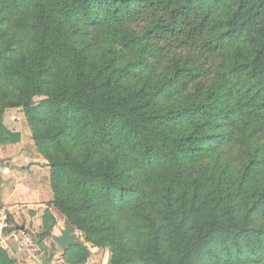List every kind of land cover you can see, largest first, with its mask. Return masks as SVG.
<instances>
[{"label": "trees", "instance_id": "obj_1", "mask_svg": "<svg viewBox=\"0 0 264 264\" xmlns=\"http://www.w3.org/2000/svg\"><path fill=\"white\" fill-rule=\"evenodd\" d=\"M9 109L46 236L55 207L110 264H264V0H0V148Z\"/></svg>", "mask_w": 264, "mask_h": 264}, {"label": "rangeland", "instance_id": "obj_2", "mask_svg": "<svg viewBox=\"0 0 264 264\" xmlns=\"http://www.w3.org/2000/svg\"><path fill=\"white\" fill-rule=\"evenodd\" d=\"M40 100H41V98H37L36 102H39ZM4 122H5L6 126L10 130H13V131L16 130L15 126L18 127L20 125L21 126L23 125L25 128L27 127L28 128V131H27L28 137L31 139V131H30L28 123L26 121L25 114L21 109H9V110H7L5 112V115H4ZM31 141H32V139H31ZM32 143H33V141H32ZM34 151L38 154V158H39L38 162L40 165L36 162L32 163V161H30V163L32 165L38 164V166H39L38 170L42 172L43 177L46 178V180H47V182H44V184L42 185V188L49 191V193L51 194V201L46 202V204H45L47 206L46 209H49L48 205H49V203H51L53 201L54 196H53V191L51 189V179H50L51 169L48 166V162L39 154L34 143H33V145L21 144L18 147H15L13 150V154H14V156H17V157H24L25 156V158H27V160L29 161L32 158L29 155L32 154ZM28 152H29V154H27ZM6 207L8 208L11 228H14L13 230H16L18 228H24L27 233L33 234L35 239H36V242L38 244V247L40 249L39 250V254H40L39 256H41V258H42V256L45 257V260H47L48 264H68L64 260V251L65 250L62 249L57 244V242L55 241V237H61L63 235V232L66 230L67 226H69V225H67L65 217L63 215H61L57 211V209H55V207H50V211L56 220L55 227L53 229V232L50 234V236H46L44 234L45 232H44V226H43V218H42V223L38 222V220L40 219V217H39L38 220H34V222H32L30 227L26 228L25 225L27 224V222H26L25 218L24 219L18 218V220H17L16 219L17 216L14 215L15 213L11 212L8 205H6ZM45 212L46 211H44L42 213V215H44ZM28 215H29V213L27 214V216ZM33 217L35 218V216H33ZM72 233L76 234L77 235V241L81 245L85 244L91 252V255H90L89 259L87 260L86 264H110L111 255L107 249H100L97 247H93L91 244H87L85 242V239H84V236L82 235V233L73 227H72ZM41 236H43L42 237V244L45 246L46 249H43L39 245V238ZM12 257L17 260L18 264H25L26 257L23 254L15 252V254Z\"/></svg>", "mask_w": 264, "mask_h": 264}, {"label": "crops", "instance_id": "obj_3", "mask_svg": "<svg viewBox=\"0 0 264 264\" xmlns=\"http://www.w3.org/2000/svg\"><path fill=\"white\" fill-rule=\"evenodd\" d=\"M15 128L16 131L22 133V142L18 145L0 148V191L3 194L4 203L8 205L12 213H15L16 219L25 218L27 222L25 226L28 228L39 217L38 222L42 223V213L47 210L45 204L51 201V194L42 188L47 180L43 177L42 172L38 170V154L35 151L30 154L29 156L32 158L29 161L25 156H14L13 150L15 147L21 144L33 145L28 137L27 127L20 125L15 126ZM30 161L38 164L32 165Z\"/></svg>", "mask_w": 264, "mask_h": 264}, {"label": "built area", "instance_id": "obj_4", "mask_svg": "<svg viewBox=\"0 0 264 264\" xmlns=\"http://www.w3.org/2000/svg\"><path fill=\"white\" fill-rule=\"evenodd\" d=\"M16 245V250L12 249ZM0 248L6 250L11 256L17 253L23 254L25 264H45L39 256V247L34 235L27 233L24 228L12 230L9 220L8 208L4 204L3 195L0 191Z\"/></svg>", "mask_w": 264, "mask_h": 264}, {"label": "water", "instance_id": "obj_5", "mask_svg": "<svg viewBox=\"0 0 264 264\" xmlns=\"http://www.w3.org/2000/svg\"><path fill=\"white\" fill-rule=\"evenodd\" d=\"M55 241L64 250L79 244L77 241V235L72 233L71 226H67L61 237H55Z\"/></svg>", "mask_w": 264, "mask_h": 264}]
</instances>
